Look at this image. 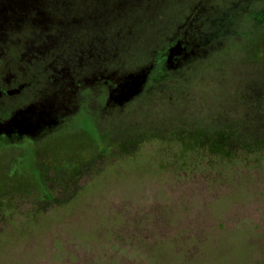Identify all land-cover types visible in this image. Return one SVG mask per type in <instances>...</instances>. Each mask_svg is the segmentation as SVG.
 Wrapping results in <instances>:
<instances>
[{
  "label": "rangeland",
  "instance_id": "374dc122",
  "mask_svg": "<svg viewBox=\"0 0 264 264\" xmlns=\"http://www.w3.org/2000/svg\"><path fill=\"white\" fill-rule=\"evenodd\" d=\"M32 1L65 33L94 29L89 51L122 73L176 35L191 46L165 91L111 122L105 156L51 148L50 201L0 171V264H264V19L238 14L264 0Z\"/></svg>",
  "mask_w": 264,
  "mask_h": 264
},
{
  "label": "flooded vegetation",
  "instance_id": "af4514ba",
  "mask_svg": "<svg viewBox=\"0 0 264 264\" xmlns=\"http://www.w3.org/2000/svg\"><path fill=\"white\" fill-rule=\"evenodd\" d=\"M65 27L64 21L43 12L32 0H0V171L8 167V176L16 181H34L31 191L35 188L42 203L53 196L49 180L55 173L50 160L61 158L48 156L51 148L72 142L69 145L79 150L61 160H84L88 153L93 158L105 156L101 149L108 152L113 148L109 143H114L111 122L124 117L129 108L143 105L156 88L162 90L155 84L166 77L170 48L183 46L178 63L191 46L187 37L176 35L167 48L157 47L151 62L122 73L117 63L104 66L95 60V48L89 51L97 41L94 29L79 37L80 28L65 33ZM34 28L39 33L31 39ZM28 39L29 55L23 53ZM143 71H148L146 82L128 96L121 95L127 91L128 77ZM237 120V126L245 123ZM228 123L221 121L218 132L228 131Z\"/></svg>",
  "mask_w": 264,
  "mask_h": 264
},
{
  "label": "water",
  "instance_id": "95a60500",
  "mask_svg": "<svg viewBox=\"0 0 264 264\" xmlns=\"http://www.w3.org/2000/svg\"><path fill=\"white\" fill-rule=\"evenodd\" d=\"M183 50L184 48L181 43H178L174 47L170 48L167 52V65L172 66L173 64H176L177 58L181 56ZM147 76L148 71H143L138 76H129L127 83L125 84L127 91L122 92L121 95L125 94L128 96L129 92L132 93L133 90L139 88L146 82Z\"/></svg>",
  "mask_w": 264,
  "mask_h": 264
},
{
  "label": "trees",
  "instance_id": "16d2710c",
  "mask_svg": "<svg viewBox=\"0 0 264 264\" xmlns=\"http://www.w3.org/2000/svg\"><path fill=\"white\" fill-rule=\"evenodd\" d=\"M29 1H31V0H29ZM95 1H97V0H95ZM104 1H106V0H104ZM133 1V2H132ZM141 2V0H123V1H121V2H116L115 3V6L113 5L112 6V8H117L116 10L117 11H119V10H122V11H124L125 9H129V8H133L132 7V5H134V4H139ZM113 3L111 2L110 3V6L112 5ZM119 8H121V9H119ZM110 11H114L113 9L112 10H110ZM238 14H240L241 15V19H243V18H245V17H247L248 19H253V18H258V17H260L261 19H264V10H260V11H258V12H251V11H249V10H247L246 8H244V9H241L239 12H238ZM100 15V14H99ZM228 20H230V19H228ZM227 20V21H228ZM232 21V20H231ZM229 23V22H228ZM228 23H227V27H226V29H229V30H231L230 29V25H228ZM167 42V41H166ZM168 45H169V42H167L166 43V48L168 47ZM169 74V73H168ZM167 73H166V76L168 75Z\"/></svg>",
  "mask_w": 264,
  "mask_h": 264
}]
</instances>
